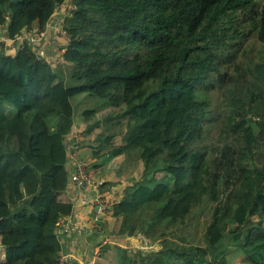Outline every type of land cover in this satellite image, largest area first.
I'll return each mask as SVG.
<instances>
[{"label":"trees","instance_id":"1","mask_svg":"<svg viewBox=\"0 0 264 264\" xmlns=\"http://www.w3.org/2000/svg\"><path fill=\"white\" fill-rule=\"evenodd\" d=\"M68 1L0 0V264H55L88 233L60 223L63 191L92 195L72 182L76 131L88 173L123 158L99 170L87 264H264V0ZM82 94L108 111L74 121ZM138 232L159 250L130 248Z\"/></svg>","mask_w":264,"mask_h":264},{"label":"rangeland","instance_id":"2","mask_svg":"<svg viewBox=\"0 0 264 264\" xmlns=\"http://www.w3.org/2000/svg\"><path fill=\"white\" fill-rule=\"evenodd\" d=\"M67 6H69L68 0L66 2V7ZM63 8H65V6ZM56 14L57 15L55 16V18L52 19V23H50L47 26L48 30L51 31V35H53L52 39L50 41L47 40V43L48 42H51V43L49 44V46H47V44H46L47 47L45 46L44 48L52 47L53 45L58 44L59 38L65 36L64 32L62 31V25L59 22L61 15H59L58 13H56ZM256 46H257V43L254 40H251V47L256 49ZM56 53H57V51H55V53H53L54 54L53 57L54 56L56 57ZM56 63H57L56 64L57 71L58 70L61 71L62 72V78L65 81H67V78H68L67 69L61 64L60 60L56 61ZM209 99H210L209 101L211 102V106L213 109H216L217 107H219L220 97H219V92L216 89L212 90L209 93ZM71 103H72L74 110H75L74 121H77L78 118L81 117L82 115L88 114L89 111L94 109V108L99 109L100 112H104V111L107 112L108 111L107 107L106 108L104 106L101 107L102 106L101 104L103 103L102 100H100L96 97L89 96L87 94H82V95H78V96L73 97L71 99ZM110 140H111L110 137H108L106 139L107 142H110ZM207 142H209V139L207 140ZM81 155L79 157V155L77 153L76 159H80L84 163H87L88 157H89V151L88 150L82 151ZM122 162H123V158H116V159L112 158V159H106V160L102 159L101 161L97 162L94 165L96 170H93L89 166L90 167V171H89L90 176L96 177L95 175H100L99 170H102V169L107 168V167L111 168V167L117 166ZM71 163H72V161H71ZM103 176L104 175H101V178H103ZM71 221L75 222L74 220H71ZM80 228L85 230V227H83V226H81ZM129 247L134 249V250H142V251L147 252L150 250L156 251L160 247V244L159 243H153V244L150 243V241L144 236V233L138 232L136 237L134 239L130 240ZM94 254L97 255V249L94 252ZM96 259L98 260V262H105V261L108 262V259H106V257L99 256V258H95V260L93 258L92 264L95 263Z\"/></svg>","mask_w":264,"mask_h":264},{"label":"crops","instance_id":"3","mask_svg":"<svg viewBox=\"0 0 264 264\" xmlns=\"http://www.w3.org/2000/svg\"><path fill=\"white\" fill-rule=\"evenodd\" d=\"M81 153H82V151H80L78 153L79 157H80ZM90 167L93 170H96L94 165H91ZM107 168H109V167H107ZM95 176L96 177L90 176L94 180V182L104 181V178L98 179V175H95ZM76 190L74 188H72V186H71V187H68L65 191H63V193H61L59 195V199H60V202L62 204H67V203L71 202L70 199H72V197L70 194L72 192H74L76 194V197H77L75 203L72 204L73 205L72 213L70 215L63 217L60 223L62 226L66 225L67 223H70V222L74 226H77V227L83 226V227H85L84 231L89 233L91 231L90 226L96 222L97 217L99 215V212L95 213L94 212L95 210H94L92 216H87V211L85 208H78L77 203H78V200H79L81 194H84V196L86 197L88 193H86V192L80 193V192H78V190L76 192ZM71 220H74L75 222H73ZM88 233H86L87 235L85 234L83 237L72 236L69 234H64L61 237L62 246L66 247L67 251H69V253L72 254V258L75 259L74 260L75 264H87L86 261L83 260L81 257L82 252H84V256H86L87 259L90 258V255H89L88 251L86 250V247L88 244L89 245H91L93 243L95 244L96 241H93L94 239H92L91 236H89L90 234L88 235ZM12 255H13V257L23 256V255H25V250H22V249L15 250L12 252ZM88 264H92V261Z\"/></svg>","mask_w":264,"mask_h":264},{"label":"built area","instance_id":"4","mask_svg":"<svg viewBox=\"0 0 264 264\" xmlns=\"http://www.w3.org/2000/svg\"><path fill=\"white\" fill-rule=\"evenodd\" d=\"M1 27V26H0ZM43 33L40 35L42 36ZM72 142L73 146L71 150L74 152L69 153L70 160L72 161L71 167H72V173H71V178L73 184L76 186V188L82 189L83 187L91 188L92 189V195H87L86 199L82 201V205H86L88 203L93 202L94 205H100V208L96 209L94 212L98 213L103 210V208H109L110 204L106 203L105 201H101L98 197V192H97V186L94 182V180L90 177L86 163H84L80 159H76L77 153L75 152L78 148V143L80 142V134L78 132H75L72 136ZM62 226V225H61ZM74 227V229H77L79 232L84 231L80 227L74 226L71 223H67L66 225L62 226L64 227L65 231L70 228ZM71 255H65V254H60L56 260L55 264H67V261L69 258H71Z\"/></svg>","mask_w":264,"mask_h":264}]
</instances>
